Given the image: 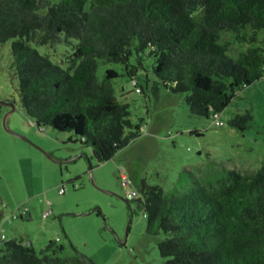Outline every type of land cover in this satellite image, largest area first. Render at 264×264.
I'll return each mask as SVG.
<instances>
[{
  "label": "trees",
  "instance_id": "trees-1",
  "mask_svg": "<svg viewBox=\"0 0 264 264\" xmlns=\"http://www.w3.org/2000/svg\"><path fill=\"white\" fill-rule=\"evenodd\" d=\"M247 27L254 34L242 33ZM259 30L264 0H0V46L12 41L11 69L25 114L41 130L73 133L99 164L144 129L132 124L129 105L117 99L113 82L120 74L108 69L99 77L101 62L124 65L143 94L129 65L136 39L139 64L146 50L155 59L156 85L185 94L191 114L217 117L264 77V48L232 58L230 43H218L221 33L254 44ZM61 44L70 50L66 67L31 46ZM249 119L238 115L228 125L245 131ZM183 179L171 192L143 181L131 199L143 210L147 233L164 235L158 245L163 264H264V169H213L186 184ZM66 249L50 241L38 253L8 240L0 246V264H94L79 253L65 255Z\"/></svg>",
  "mask_w": 264,
  "mask_h": 264
},
{
  "label": "rangeland",
  "instance_id": "rangeland-1",
  "mask_svg": "<svg viewBox=\"0 0 264 264\" xmlns=\"http://www.w3.org/2000/svg\"><path fill=\"white\" fill-rule=\"evenodd\" d=\"M242 33L254 34L248 27ZM256 37L249 44L223 31L218 43L229 42L228 54L236 58L250 47L264 48V31H257ZM137 44L134 39L129 65L137 70L143 94L136 92L124 65L101 62L99 77L108 69L120 74L113 82L117 99L129 105L132 124L144 129L102 164L93 158L91 147L79 138L74 142L73 133L41 130L25 114L11 69L12 41L0 46V102L8 100L14 109L0 105V212L5 214L0 219V246L16 239L40 253L57 241L66 246L65 255L79 253L94 264H163L158 245L164 235L147 233L143 210L128 198L127 190L139 192L144 181L171 192L181 174L186 184L191 175L199 178L213 169H264V77L240 91L217 117L193 115L185 94L155 84V59L148 50L139 64ZM31 46L66 67V45ZM9 112L8 130L25 139L5 129ZM238 115L250 116L245 131L228 125ZM123 176L131 187L124 188Z\"/></svg>",
  "mask_w": 264,
  "mask_h": 264
},
{
  "label": "water",
  "instance_id": "water-1",
  "mask_svg": "<svg viewBox=\"0 0 264 264\" xmlns=\"http://www.w3.org/2000/svg\"><path fill=\"white\" fill-rule=\"evenodd\" d=\"M0 105H3V106L5 105L6 107L10 108V109H11V112L14 110V109H13V105H12L11 103H8V102H0ZM11 112H9V113L5 116V118H4V127H5V129L7 130V132H9L10 134H13V135L18 136L17 134H14L13 132H11L10 130H8V128H7V116H8ZM18 137L23 138L22 136H18ZM23 139H25V138H23ZM89 166H90V163H89ZM90 171H91V167H90ZM2 201H3V199L0 197V205L2 204ZM92 212H94V211H92ZM92 212H91V213H92ZM91 213H90V214H91ZM4 216H5L4 212L1 211V212H0V219H1L2 217H4Z\"/></svg>",
  "mask_w": 264,
  "mask_h": 264
},
{
  "label": "built area",
  "instance_id": "built-area-1",
  "mask_svg": "<svg viewBox=\"0 0 264 264\" xmlns=\"http://www.w3.org/2000/svg\"><path fill=\"white\" fill-rule=\"evenodd\" d=\"M217 124L221 125L222 123L218 122ZM123 186H124V188H128L130 186V180L127 179L126 176H123ZM63 192H64V190H61V193H63ZM127 194H128L129 199L138 198V193L133 189L127 190Z\"/></svg>",
  "mask_w": 264,
  "mask_h": 264
},
{
  "label": "clouds",
  "instance_id": "clouds-1",
  "mask_svg": "<svg viewBox=\"0 0 264 264\" xmlns=\"http://www.w3.org/2000/svg\"><path fill=\"white\" fill-rule=\"evenodd\" d=\"M135 199V198H134Z\"/></svg>",
  "mask_w": 264,
  "mask_h": 264
}]
</instances>
